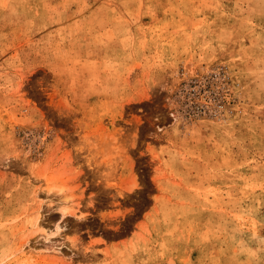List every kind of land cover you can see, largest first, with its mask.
Listing matches in <instances>:
<instances>
[{
  "label": "rangeland",
  "instance_id": "rangeland-1",
  "mask_svg": "<svg viewBox=\"0 0 264 264\" xmlns=\"http://www.w3.org/2000/svg\"><path fill=\"white\" fill-rule=\"evenodd\" d=\"M0 264H264V0H0Z\"/></svg>",
  "mask_w": 264,
  "mask_h": 264
},
{
  "label": "bare ground",
  "instance_id": "bare-ground-1",
  "mask_svg": "<svg viewBox=\"0 0 264 264\" xmlns=\"http://www.w3.org/2000/svg\"><path fill=\"white\" fill-rule=\"evenodd\" d=\"M63 204H65V203H63ZM61 205H59V207H60ZM63 206V205H62ZM62 206H61V208H62ZM64 206H66V205H64ZM68 207L69 206H67V207H65V208H67L68 209ZM64 207H63V209H62V211L64 212L65 210H67V209H65ZM38 219H39V212L37 213V217H36V226L38 225ZM38 227V226H37ZM20 253H22V254H25L26 253V251H24V250H21V252Z\"/></svg>",
  "mask_w": 264,
  "mask_h": 264
}]
</instances>
